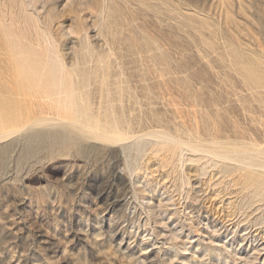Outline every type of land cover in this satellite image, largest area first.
I'll return each instance as SVG.
<instances>
[{
    "label": "rangeland",
    "instance_id": "1",
    "mask_svg": "<svg viewBox=\"0 0 264 264\" xmlns=\"http://www.w3.org/2000/svg\"><path fill=\"white\" fill-rule=\"evenodd\" d=\"M67 2L0 1V85L8 97L48 106L16 77L3 26L13 23L36 47L39 34H25L22 9L43 21L58 10L51 40L79 70L77 81L86 76L95 111L103 56L110 87H121L117 110L128 136L155 129L185 141L264 146V0H107L103 17L98 6ZM47 108L45 116L63 117ZM50 124L0 140V264H264V222L227 217L234 194L215 186L214 168L199 174L190 151L175 165L152 144L142 156L125 149L132 139L79 138L69 147L60 138L70 126Z\"/></svg>",
    "mask_w": 264,
    "mask_h": 264
},
{
    "label": "bare ground",
    "instance_id": "2",
    "mask_svg": "<svg viewBox=\"0 0 264 264\" xmlns=\"http://www.w3.org/2000/svg\"><path fill=\"white\" fill-rule=\"evenodd\" d=\"M106 2L107 0H68L66 4L64 3L63 4H64V8L67 6L76 7L77 5L79 6L85 5L86 8L89 10H93L95 6H98L99 17H103L104 12L106 11L105 10L107 4ZM25 9L24 10L22 9L21 11L23 13V16L26 18L25 20L27 23L25 27L26 28L25 34H39V39L37 40L38 46L35 47L28 39H22L18 37L16 35L17 33L14 32L13 23L10 26H3V31L5 34H7L10 54L13 58L12 65L14 70L16 71V77L19 80H21V84L23 82V84L25 85L24 87L26 88V90H28V93L31 95L30 97L33 98V96H38L37 99L39 100L41 98L42 100L43 98H45V100L48 103V106H46L48 107L47 109L51 112L55 111L56 114H58L59 116L63 115V117L52 118L45 116L46 110L44 111V109H46V107L44 108L45 105L41 104V102L40 104L44 109L42 107L40 108L41 106L40 104L38 109L32 108L33 106H30L28 108L19 105L15 101V99L7 96L5 89L2 90L0 85V140L18 131L25 130L26 127L35 123L37 124L38 127H39L38 124L41 123L42 126L43 123L45 124V126L47 123L49 124L51 123L52 125L51 124L50 125L54 126L53 125L55 122L54 120H56L57 122L55 123L54 128L57 127L56 126L57 123L61 125L66 124L64 128L67 125H69L71 128L70 131L67 128V131L69 132H67V134H65L66 133L65 132L64 135L60 138L61 142L65 144V146L67 145L69 147L74 146L78 142L79 138L81 139L92 138L93 140L101 141L100 143L103 142L104 144L105 142L110 144H116L118 142L120 143L123 140L132 139V142L127 144L125 149L130 151L134 150L137 156L138 155L142 156L145 152L146 147L149 144H152L153 145L152 150H154L153 152L156 153L165 152L164 156L165 155L167 156V157L165 156L166 159L169 157L170 159L168 158V160L172 161V162L170 161L169 163H174L173 161H176L175 160L176 157H178V159L184 157L186 154V153L184 154V151L185 152L190 151L192 153L190 160L194 161L198 165L197 171L199 172V174H205L208 171V168L210 167L214 168L216 170L215 174H219L221 179L220 181H216V183H214L215 186H217L219 189L222 188V185L226 184V186L228 185L227 188L224 189L225 191H227L226 193H229V195L234 194L233 200H230L229 203L226 204L228 211H226L227 213L224 212L225 215L229 214L230 217L233 216L234 218H237L236 225L237 224L245 225L248 223L257 224L264 222V146L255 145V144H245V143L243 144L221 143L218 141H213L210 143H205L198 140L194 142L190 140L185 141L180 137L174 136L172 133H169L165 130H155V129L150 130L144 134H140V135L135 134L136 136H128L130 135V133L127 135L124 132L126 130L124 131L122 130L121 127L122 119L117 110V100L118 97L122 94V91L121 93L119 91L121 90V87H119V81H117V85L114 89L110 87L111 84L109 79L110 74L106 69V63L103 60V56L99 54V61L101 62V65H100V69L96 72V77L101 78V91H102L101 99L103 100H101L99 110L95 111L90 103L89 90L87 89L88 84L86 83L87 82L86 76H83V79L81 81L80 80L77 81L76 77L80 75L79 70L73 68V66L72 68H69L66 65L63 56L60 55L61 54L59 53L60 51L58 52L55 44L51 40L52 36H50V34H52V32L50 29L51 26L49 24L52 21V19L55 17L58 10H56L57 11L56 13L52 9L47 11V13L44 16L45 20L43 21L41 19V15L39 16L34 13H28ZM36 10L38 9L36 8ZM5 13L3 14L4 15L3 19L6 17ZM82 42L85 45L86 51L89 50L90 47L86 35H83ZM43 49L45 50V52L43 51ZM5 61L9 62L7 59ZM12 86L14 85L12 84ZM23 89L22 91H24ZM23 95L27 96V93L26 94L24 93ZM39 96L41 98H39ZM31 99L25 101L32 102ZM45 100L44 102L46 103ZM36 112H39L38 114L40 115L36 114L38 115L36 116V119H32L31 118L32 115H34V113ZM31 120H33V123H30L32 122ZM51 126L49 128H51ZM154 154L155 153H153V156ZM159 157H161V159L163 158V156H159ZM163 159L161 161H163ZM166 163L169 164L168 162ZM174 164L176 165V163ZM170 168L173 169V166ZM215 174L214 176H216ZM215 192L216 191H214V193Z\"/></svg>",
    "mask_w": 264,
    "mask_h": 264
}]
</instances>
